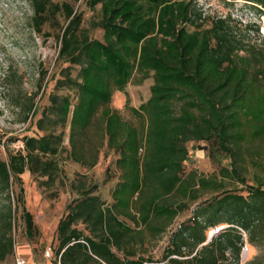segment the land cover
I'll list each match as a JSON object with an SVG mask.
<instances>
[{
  "label": "trees",
  "instance_id": "1",
  "mask_svg": "<svg viewBox=\"0 0 264 264\" xmlns=\"http://www.w3.org/2000/svg\"><path fill=\"white\" fill-rule=\"evenodd\" d=\"M78 1L29 0L34 29L41 32L46 22H55L59 59L79 66L75 76L66 66L55 80L56 89L75 91L76 102L68 94H52L36 121L46 132L23 137L22 151L0 158L5 200L0 260L12 251L11 186L21 185L26 170L46 176L41 184L55 180L57 162L42 157L58 153L63 133L55 130L68 121V157L91 168L106 142L118 155L114 165L120 174L110 204L92 188L80 189L67 203L56 226L59 264H143L145 258L134 257L130 246L134 229L118 217L157 235L204 193L216 194L198 202L191 217L171 232L164 258L219 264L231 254L238 262L241 230L252 243L264 233V41L245 40V34L259 32V25L242 23L229 12L206 16L197 0H86L90 8L99 6L91 24L101 31L102 38H96L82 26V14L74 9ZM245 1L264 16V0ZM134 75L138 83L152 80L149 97L137 107L125 92ZM115 90L125 94L130 119L110 106ZM189 142L204 144L216 165L213 174L185 172ZM22 192L20 187L17 200L30 239L38 229ZM220 225L226 226L206 241V229Z\"/></svg>",
  "mask_w": 264,
  "mask_h": 264
},
{
  "label": "rangeland",
  "instance_id": "2",
  "mask_svg": "<svg viewBox=\"0 0 264 264\" xmlns=\"http://www.w3.org/2000/svg\"><path fill=\"white\" fill-rule=\"evenodd\" d=\"M197 5L206 16H223L229 12L242 23L249 20L257 23L259 32L248 34L243 32L246 35L245 40L257 43L264 41V16H258L245 0H234L231 5H224L221 0H197ZM74 9L81 12L82 26L87 29L90 36L102 38L101 31L91 25L93 20L98 19L99 6L90 8L86 0H79L75 3ZM32 15L33 8L29 0H0V158L5 160L10 153L23 150V137L38 136L46 132L37 128L36 121L42 116L43 109L50 105L52 94H68L72 98V103L76 102L75 91L66 87L56 89L55 80L61 77L66 66H69L70 74L75 76L79 66L59 59L60 42L55 37L58 32L57 24L50 20L44 24L41 32H37L32 26ZM56 18L59 23H64L60 13ZM205 25L209 23L206 22ZM151 82V78H147L138 83L137 76L132 77L125 87L130 105L137 107L149 97ZM125 97L123 92L113 91L110 106L119 109L123 118L130 119V113L124 109ZM60 132L63 133V141L58 153L42 157L43 160L51 158L57 162L59 171L55 180L41 184L40 181H45L46 176L31 174L26 170L20 175L21 185L14 182L11 186V203L14 209L12 237L16 246L27 249L24 255L20 254L21 257L39 264H52L55 261L56 226L65 213L67 203L80 196V189L92 188L93 193L98 194L105 205L110 204L113 201L112 189L120 174L114 165L118 155L108 149L106 142L100 146L97 163L87 168L68 157L70 148L68 121L65 126L56 128L55 133ZM203 145L188 143L189 159L184 167L185 172L195 170L198 174L209 176L216 171V165L207 156V150ZM20 187L23 189L24 206L33 215L38 229V233L30 239L25 233L24 223L20 217L21 203L17 200ZM214 194L216 193H204L195 202H188L187 208L179 212L165 230L157 235H152L143 226L137 227L130 219L119 216L125 225L135 231V241L130 243L135 251L134 257L143 256L145 258L143 264H187L182 260L186 257L172 256L181 262H170L164 258L169 236L179 224L191 217L198 202ZM4 202V197L0 196V204ZM77 228L88 234L83 223L78 222ZM216 229V227L206 229V240L209 235L210 240L220 230ZM138 231H141L139 235L136 234ZM242 236L244 242L240 248L238 262L228 254L227 259L219 264H264V233L256 236L253 243L250 242L247 232ZM48 247L51 249L49 260L44 257L45 249ZM14 263L12 251L0 260V264Z\"/></svg>",
  "mask_w": 264,
  "mask_h": 264
},
{
  "label": "built area",
  "instance_id": "3",
  "mask_svg": "<svg viewBox=\"0 0 264 264\" xmlns=\"http://www.w3.org/2000/svg\"><path fill=\"white\" fill-rule=\"evenodd\" d=\"M225 226L226 225H220V226L216 227L217 228L216 230H219V229H221V228H223ZM241 232H242L243 235L245 234V231L241 230ZM50 250L51 249L48 247V248L45 249V252H44V257L47 260H49L51 258V252H50ZM12 252H13L14 260H15V263L14 264H39V263H36V262H33V261L24 260L21 257L20 253L18 252V246H16V243H15L14 239H13V244H12ZM54 260H55V258H54ZM55 261L52 264H59V257H57Z\"/></svg>",
  "mask_w": 264,
  "mask_h": 264
},
{
  "label": "crops",
  "instance_id": "4",
  "mask_svg": "<svg viewBox=\"0 0 264 264\" xmlns=\"http://www.w3.org/2000/svg\"><path fill=\"white\" fill-rule=\"evenodd\" d=\"M26 251H27V249L25 247H22V246H19L18 247V252L20 254H23L24 255L26 253Z\"/></svg>",
  "mask_w": 264,
  "mask_h": 264
},
{
  "label": "water",
  "instance_id": "5",
  "mask_svg": "<svg viewBox=\"0 0 264 264\" xmlns=\"http://www.w3.org/2000/svg\"><path fill=\"white\" fill-rule=\"evenodd\" d=\"M209 238H210V235H209V237L207 238V240H206V241H208V240H209Z\"/></svg>",
  "mask_w": 264,
  "mask_h": 264
}]
</instances>
